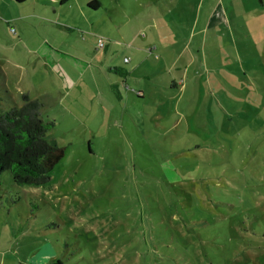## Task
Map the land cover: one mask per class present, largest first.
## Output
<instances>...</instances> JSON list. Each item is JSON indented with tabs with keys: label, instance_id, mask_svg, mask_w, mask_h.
<instances>
[{
	"label": "rangeland",
	"instance_id": "obj_1",
	"mask_svg": "<svg viewBox=\"0 0 264 264\" xmlns=\"http://www.w3.org/2000/svg\"><path fill=\"white\" fill-rule=\"evenodd\" d=\"M109 1L114 43L83 34L106 64L0 80V113L38 99L66 149L46 186L1 175L0 264H264V3L221 0L208 28L198 0Z\"/></svg>",
	"mask_w": 264,
	"mask_h": 264
},
{
	"label": "crops",
	"instance_id": "obj_2",
	"mask_svg": "<svg viewBox=\"0 0 264 264\" xmlns=\"http://www.w3.org/2000/svg\"><path fill=\"white\" fill-rule=\"evenodd\" d=\"M198 1L201 7L200 9L198 7L197 14H201V10H204V22L207 20L208 28H210L211 21L217 19V17H214L217 13L214 9L221 0ZM248 1L253 4L255 3V5L258 4L255 0ZM259 2L263 4L264 0H260ZM187 3L188 5L192 4L189 0ZM109 5L114 6L115 1L24 0L22 3H19L17 0H0V80H5V69L7 71L20 69L24 60L27 62L25 64H28L30 63L29 59L31 58L32 60L35 55L37 59L41 60L42 66L45 68H48L44 63L47 61L46 59H60V56L72 59L74 62L80 61V63L89 60L87 61V65L95 61L106 64L107 56L111 49H108L109 45L104 46L105 56L102 59L104 61L99 60V52L92 51L94 54L90 55L89 51L93 50V45H90L89 40L84 39L83 34L85 33L87 38L89 36L92 37V44L95 38L100 36V33L107 38L109 44L112 45L114 43L110 38V34L105 30L107 22L103 23V25H98L99 17L96 16L98 11H106L109 18L110 11L107 9ZM96 17H98L97 20H95ZM95 21H97L96 25H94ZM112 21V19L111 21L109 20V26H113ZM100 27L102 31H100ZM100 40L98 38V42ZM115 53L117 51L114 49L110 52V54ZM43 57L46 59H43ZM125 59L129 61L125 63ZM131 62L132 60L124 55L119 67H109V75L115 76L113 80H123V83H127L136 68L132 67V71L125 69V65H130ZM116 70H123L128 75L122 77ZM116 84L117 81H113L112 85ZM174 85L176 84L174 83ZM137 93L138 97L143 96L142 91L139 90Z\"/></svg>",
	"mask_w": 264,
	"mask_h": 264
},
{
	"label": "trees",
	"instance_id": "obj_3",
	"mask_svg": "<svg viewBox=\"0 0 264 264\" xmlns=\"http://www.w3.org/2000/svg\"><path fill=\"white\" fill-rule=\"evenodd\" d=\"M116 72L122 77L128 75L123 70ZM22 100V105L0 113V177L9 172L16 185L43 187L50 183L51 173L65 157L66 149L47 141L54 124L42 119L44 105L27 94Z\"/></svg>",
	"mask_w": 264,
	"mask_h": 264
},
{
	"label": "built area",
	"instance_id": "obj_4",
	"mask_svg": "<svg viewBox=\"0 0 264 264\" xmlns=\"http://www.w3.org/2000/svg\"><path fill=\"white\" fill-rule=\"evenodd\" d=\"M14 31V30H12ZM99 47H104V43L102 40L99 41ZM129 60L128 59H125L124 62L127 63Z\"/></svg>",
	"mask_w": 264,
	"mask_h": 264
}]
</instances>
